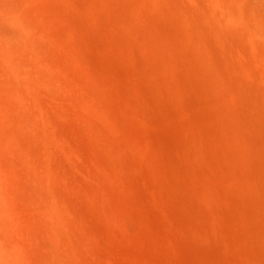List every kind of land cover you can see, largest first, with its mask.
Segmentation results:
<instances>
[{
	"label": "bare ground",
	"instance_id": "obj_1",
	"mask_svg": "<svg viewBox=\"0 0 264 264\" xmlns=\"http://www.w3.org/2000/svg\"><path fill=\"white\" fill-rule=\"evenodd\" d=\"M123 3L121 7L129 15L128 24L135 37L146 40L149 31L172 38V55L164 58L163 72L171 82L165 86L175 99L181 101L180 90L184 87L180 79L172 76L176 59L191 64L192 58H198L216 75L226 58L225 67L231 78L220 74L217 81L225 82L228 96L224 99L222 96L221 103L206 102L205 111L198 116L190 114L188 121L196 133L206 135L222 147V155L225 152L230 166H212L213 170L219 175L234 177L236 185L234 189L220 188L210 176L208 179L203 173L197 174L201 184L195 197L211 208L208 211L200 206L187 208L188 213L193 212L204 220L198 217L188 224L191 227L186 235L191 243L205 249L217 241L219 246L240 243L251 251L257 249L256 253L260 247L263 251L264 164L260 166L251 159L260 157L264 162V0H127ZM197 18H204L207 26L201 27ZM181 27L182 32L175 30L180 31ZM212 38L219 41L217 48L207 43ZM67 42L62 33L43 19L36 1L0 0V124L15 128L14 134H3L4 139L13 147L19 143L25 147V139L42 144L46 158L38 162L27 158L13 165L19 169L14 175L7 173V160L0 155V264H30L22 241L21 226L26 217L11 189L12 183L25 184L28 179L38 182L43 199L34 201L29 221L37 225L45 220L51 242L57 248L56 259H61L63 264H85L68 259L62 251L93 254L94 248L104 240L102 229L92 224L91 214L84 210L85 201L96 205L113 222L112 226L116 223L112 221V194L99 180L107 167L117 164L126 167L131 163L129 153L134 152L142 161L135 168L138 175L147 166L158 174L164 172L161 164L152 158L157 150L154 143L145 146L131 139L136 133L132 134L129 125L133 127L139 120L137 112L130 105L129 109L123 105L119 101L121 97L115 99L89 73L78 69L77 61L81 60L77 49ZM219 54L225 55L223 61L219 60ZM70 121L81 122L100 143L90 165L86 163H89L86 153L71 140L73 129H66ZM231 132L237 138H231ZM186 141L191 147L200 148L189 137ZM12 146L8 150L12 151ZM226 146H232L233 152L236 149L239 158L234 157L237 152L229 153ZM238 167L245 170L243 174L236 170ZM70 226L80 231H73ZM260 241L262 245L258 244ZM101 249V246L96 249L94 259L100 258ZM262 253L257 258L255 253V257L248 256L250 259L244 254L241 261L237 255V260L239 264L242 261V264H264Z\"/></svg>",
	"mask_w": 264,
	"mask_h": 264
},
{
	"label": "rangeland",
	"instance_id": "obj_2",
	"mask_svg": "<svg viewBox=\"0 0 264 264\" xmlns=\"http://www.w3.org/2000/svg\"><path fill=\"white\" fill-rule=\"evenodd\" d=\"M33 1L39 4L43 19L56 28L59 33H62L66 41L70 44L73 43L72 45L77 49V55L81 61L77 59L79 63L77 61L76 67L89 73L95 81L109 90L115 99L119 100L118 97H121L122 100L120 98L119 101L126 107L128 105V109L130 105L134 109L133 112H137L135 114H138L140 121H135L136 127L129 125L131 127L129 128L132 134H139L136 137L138 142L134 138L136 134L133 135L134 137L131 136V139L132 141L135 139L137 144L145 146L154 143L157 150L153 153L152 158L159 162L164 169L161 175L155 169L147 166L143 167V172L141 171L138 175L135 168L142 161L140 156H137L138 154L133 155L134 152L133 154L129 153L131 156L128 157L131 163L128 160L129 164L126 167H120L118 164L107 167V171L101 175L99 180L112 194V208L114 205L112 209L114 220L112 219V221L116 223L112 226L113 222H110V219L97 209L96 205H91L88 200L83 203L84 210L91 214L92 224L96 228L102 229V236L107 242L105 244L103 240L101 245L98 244L97 248L95 247L97 250L100 246L103 247L100 252L98 251V255L101 253L98 256L100 258L94 259L95 255L97 256L95 248L93 254L62 251L63 255L68 259L73 258L79 262H86L85 264H215L216 255L219 256V259L217 258L215 261L219 264H239L240 257H244V254H247V258L250 255L253 257L255 253L257 256L254 255V257L257 258L258 254L262 252L264 258L262 247L258 249L261 252L256 253L254 251L257 249L251 251L248 249L249 247L246 248L240 243V246L236 243V245L220 243L219 246V242L216 241L215 244H213L214 242L211 244L210 248L207 246L208 248L205 249L191 243V240L187 238L191 223L198 217H200L199 220H204L203 217L201 219V216H197L193 212L188 213L187 208L200 206L205 211L211 208L208 203L198 201L195 197L196 189L201 184L197 174L203 173L207 178L210 176V180L213 179L220 188L227 186L234 189L236 185L234 177L219 175L216 170H213L212 166L223 168L230 166L229 158L226 159L224 156L225 152L222 155V147L213 143L206 135L196 133L192 123L188 121L190 114L198 116L205 111L206 102L221 103L224 96H228L225 82L222 81V85L217 81L220 74L223 78L229 74L225 67L226 58L223 57L225 55L221 57L222 54H219L218 56L219 60L223 61V58L225 60L224 63H220V65L223 63V67L216 75L212 73L213 71L210 72L208 67H204V62L198 58H192L191 64H187L182 59H176V67L172 76L184 83V87H181L180 90L182 99L179 101L172 97L167 90L165 85L171 82L163 72L164 58L172 55V38L160 34V32L149 31V34H146L148 35L146 40L135 37L132 34V27L128 24L129 15L121 7V4L127 0ZM201 19L204 20V18ZM198 20L200 18H197L196 21ZM203 20L198 23L201 24V27H206L207 23L205 24V20ZM201 27L199 28L202 29ZM177 29L175 30L178 32L183 30L182 27L179 28L180 31ZM208 39L210 38L206 40ZM210 41L207 43L218 47L219 41ZM178 56L180 55L178 54ZM219 60L217 59V61ZM216 63L219 64V62ZM236 84L239 87L238 82ZM80 124L82 123L79 121H70L66 125V129H73L71 140L86 153L88 158L86 161H89L86 163L90 165L96 158V147L100 143ZM14 133V127L0 124V155L7 160V173L15 175L18 174L19 169L13 165L21 163L27 158L37 162L38 160L44 161L46 158L42 144L25 139V147L22 146L23 143L13 147L9 141H5V134ZM231 134V138H237L235 132H231ZM187 137L200 148L191 147L186 141ZM152 139L156 141L154 142ZM9 146H12L14 151L13 148L12 151L8 150ZM231 147L226 146V150L229 149L231 154L237 152L234 157L239 158L238 151L234 149L235 152H233V147ZM251 161L258 162L260 166L264 164L260 157H252ZM230 168L232 169V166ZM236 170L241 173L245 171L240 167ZM159 179L162 180L161 183ZM84 183L88 185L87 180H84ZM11 189L19 199L21 210L26 217L21 229L24 251L29 263L63 264L61 259H56L57 248L51 242L50 231L45 220H41L37 225H32L29 221L34 201L43 199L38 182L35 179H28L25 184L14 182ZM43 191H45L44 186ZM239 199L241 200V198ZM180 215L183 216L180 217ZM192 217L194 218L191 219ZM70 228L76 232L80 231L75 226H70ZM260 243H262L261 241L258 244L262 245ZM229 249L231 251L233 249L235 252L230 254L227 252ZM247 252H250V255ZM104 253L105 255H103ZM221 254L224 255L221 256ZM228 254L230 255L228 256ZM231 255L232 260L229 261ZM237 255L240 261L237 260ZM87 256L88 258H86ZM243 257L241 258L243 259ZM104 258L106 260H102ZM223 258L226 261L222 260Z\"/></svg>",
	"mask_w": 264,
	"mask_h": 264
}]
</instances>
